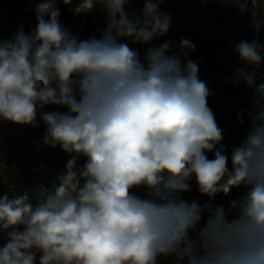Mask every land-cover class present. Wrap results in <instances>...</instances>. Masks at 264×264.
I'll return each instance as SVG.
<instances>
[{
  "label": "clouds",
  "instance_id": "clouds-1",
  "mask_svg": "<svg viewBox=\"0 0 264 264\" xmlns=\"http://www.w3.org/2000/svg\"><path fill=\"white\" fill-rule=\"evenodd\" d=\"M40 0L37 25L0 40V120L38 127L43 143L71 158L51 189L39 186L33 206L27 192L0 195V264H264V83L256 85L246 139L231 151L208 106L210 93L198 63L169 55L170 41L150 46L144 57L121 42L151 45L169 32L163 0H143L141 13L125 10L133 0H79L71 11L107 13L101 37L79 39L59 22L57 3ZM243 15L256 0H214ZM252 27L259 32L257 11ZM239 60L235 82L256 83L258 41L233 42ZM181 53L195 45L182 39ZM259 109V110H257ZM237 122L244 124L243 110ZM207 153H213L210 159ZM80 157L86 162L77 167ZM198 191L203 204L181 196ZM147 189L146 197L133 192ZM246 189L228 206L213 205L218 194ZM203 222V223H202ZM24 230L20 231L19 226Z\"/></svg>",
  "mask_w": 264,
  "mask_h": 264
},
{
  "label": "rangeland",
  "instance_id": "rangeland-1",
  "mask_svg": "<svg viewBox=\"0 0 264 264\" xmlns=\"http://www.w3.org/2000/svg\"><path fill=\"white\" fill-rule=\"evenodd\" d=\"M17 0H0V21L2 18L6 16V10L9 4L15 2ZM79 0H76L73 8L75 9L78 6ZM211 0H163V3L160 4V10L169 14L172 17L171 22L176 25V28L180 30L183 29L185 33L184 39L193 40L194 34L198 32V30L208 28L209 30L215 29V22L212 21L213 17L211 15H207L210 8ZM256 4H261L264 6V1L258 3L256 0ZM127 12H130V4L125 6ZM252 11H257V9H253L251 7L249 16L246 14H241L239 11L231 14L229 17V21L227 23V28L222 27L220 29V33L224 35V53L222 66H225L229 71L230 82L231 85L237 88L241 93H255L256 85L260 83H264L261 78L257 81V84L248 85L244 79H240L239 83L235 82L236 68H245L248 72L255 71V67L253 65H248L245 62L239 60L237 54L233 52V42H240L242 40L252 41V35L249 33L247 28L253 23V17L251 15ZM89 13L84 14L81 13L77 15L74 11L70 12L67 18V28L72 34L78 36L79 39H88L91 37H96L99 39L101 34H98V31H92L86 28L87 19L89 17ZM15 23L12 28L9 30H2L0 26V30H2V34H0V40H9L12 36L21 28L26 29L30 24V15L26 12H20L14 15ZM251 18V19H250ZM204 20H208L204 22ZM108 16L106 18L105 28L107 27ZM37 23L27 31V33H31ZM104 28V29H105ZM12 31L13 34L9 35V32ZM255 34L254 40L258 41L257 36L258 32L253 30ZM102 33V32H101ZM171 45L179 48L181 39L175 35L173 38L169 39ZM165 40V41H169ZM121 42L127 43L129 47L133 48L138 52V44L133 43L130 38H126ZM193 51V50H192ZM196 52V49H194ZM262 55V53H261ZM263 57V55H262ZM260 69H264V59L261 61ZM63 107L56 105H48L44 109H40L37 112V117L41 118L43 112H51V111H60L62 112ZM216 122L218 126L223 130L224 139L222 143H224L228 131L223 129L219 121L221 119L220 115L215 116ZM44 123V122H43ZM10 126L14 128V131L10 129ZM24 125L14 124L9 121L0 120V189L4 192L11 193L14 186H17L21 183H24L25 178L32 180V182H36L38 177L40 176L41 171V161H44L46 172L44 173L43 180L37 184L35 189H32V192L38 194L39 186L44 185L51 189L53 184L58 183L57 177L63 175L66 171V162L69 157H56L53 153H51L48 149V146L43 143V135L46 131L45 129H41L39 126L34 130L24 131ZM12 134L19 136L24 142L29 144L28 149H24L22 146L16 144L14 141H10ZM247 132L242 134V138L246 139ZM239 145L237 141L233 144L231 150L226 151V154L229 156V168H231V151L232 149ZM210 159L214 158L213 153H207ZM86 162L85 157H80V160L77 161V167L83 166ZM11 177H18L14 183L10 181ZM46 177V180L44 178ZM246 189L243 187L237 189L233 188L228 196L230 199L225 201L224 196L218 194L212 202H217L219 205H226L231 199H236L241 197L245 193ZM133 192L141 197H146L147 194H142L140 192V188L133 189ZM182 198H185L186 201L191 202L196 200V198H208L207 196H203L199 193L198 187L197 189L191 188V191L187 193L181 194ZM190 197V199H189ZM34 205L38 203L37 199L33 197ZM203 223V222H202ZM36 254L41 255L40 252L33 249ZM171 257H166L163 261V264H170ZM161 262V257L158 258V264Z\"/></svg>",
  "mask_w": 264,
  "mask_h": 264
},
{
  "label": "trees",
  "instance_id": "trees-1",
  "mask_svg": "<svg viewBox=\"0 0 264 264\" xmlns=\"http://www.w3.org/2000/svg\"><path fill=\"white\" fill-rule=\"evenodd\" d=\"M76 0H73V2L69 5H64L62 2L57 3V8L60 10L61 15L59 17V22L64 28H67V18L71 11L70 9L74 10L73 5ZM264 0H258V3H261ZM40 0H17L11 4L8 5L6 10V16L2 18L0 21V26L2 27V30H9L12 28L15 23L14 15L20 12H26L30 15V24L27 26L24 31L27 33L29 29H31L36 23V13L35 9L38 5ZM251 4L249 5V11L245 13L247 16H249L250 10H251ZM143 8V0H133L132 3H130V12L132 13H141V10ZM126 10V9H125ZM239 10L230 5V4H221L219 2H214V0H211L210 8L207 15H211L213 17V20L215 22V29L209 30L208 28L198 30L194 34L193 40L190 39V41L195 45L196 52L194 50H186L188 51V55L184 56L181 53L180 48L174 47V45H171L169 50V55L175 54L177 55L182 62H186L188 59H191L192 61L198 63L199 65V78L204 81L207 84V87L209 88L211 95L207 98L208 106L213 111L215 116L220 115L221 119L219 121L220 126L228 131V135L224 141V145L226 146V151L231 150L233 144L235 141L238 142V144L242 143L245 138H242V134L244 132L249 131V111L254 109V105L252 103L254 99L255 93H248L243 94L241 93L237 88L233 87L230 82V75L229 71L225 66H222V60H223V53H224V47H225V40L224 35L226 33L221 34L220 29L224 27L227 28V23L229 21V17L231 14H234L238 12ZM257 13H258V19L261 23V28L258 32V43L262 46L261 47V53L264 57V6L261 4L257 5ZM106 18L107 13L106 11L99 5H97L89 14V17L87 19L86 28L92 31H98V34H101V32L105 28L106 24ZM251 19V18H250ZM208 20H204V22H207ZM252 25V24H251ZM250 25L249 28H247L246 31L251 33L252 35V41L254 40V27ZM2 30H0V34H2ZM178 30L176 28V25L172 22L170 23V29L169 32L158 38H154L151 45L146 44H138V54L139 58L142 62H144V57L147 52L148 47L150 46H159L160 44L164 43L165 40H169L173 38L175 35H177L181 40L185 38L183 29ZM13 32L10 31L9 35H12ZM170 41V40H169ZM256 71V70H255ZM261 78V80L264 81V69H259L257 72V76L255 78L256 83ZM243 110V120L244 124L241 125L237 122V114ZM259 110V109H257ZM67 109L63 108L62 112H66ZM38 126L41 129L46 130V124L43 123V120L41 118H36ZM36 127H33L31 125H24L23 130L29 131L34 130ZM10 129L14 131V128L10 126ZM14 141L16 144L22 146L24 149H28L30 146L26 142H24L19 136H16L12 134L10 141ZM48 149L51 153H53L56 157H69L71 158L70 154L65 153L61 150L60 146L58 145L56 148H52L48 146ZM80 160V158L78 159ZM41 171L40 176L36 180V182H32V180H29L28 178H25L24 183H21L17 186H14L11 193L4 192L0 189V195L7 194L9 198H14L17 195L23 194L24 192H27L30 198V202L34 205L33 200V192L32 189H35L37 187V184L43 180L44 173L46 172L44 161H41ZM18 177H11L10 181L11 183H14L15 180H17ZM191 188L197 189V184L195 180L193 179L190 181ZM140 192L142 194H147V189L140 188ZM36 194V193H35ZM222 195L225 198V201L230 199V196H225L223 193ZM185 200V198H183ZM190 199V197H189ZM209 198H196V201L203 204L205 201H207ZM211 203L215 205H219L217 202ZM227 207V204L225 205ZM19 230L23 231L24 226H19ZM0 247L2 245L0 244ZM166 259V257L161 256V262L159 264H163V261Z\"/></svg>",
  "mask_w": 264,
  "mask_h": 264
},
{
  "label": "built area",
  "instance_id": "built-area-1",
  "mask_svg": "<svg viewBox=\"0 0 264 264\" xmlns=\"http://www.w3.org/2000/svg\"><path fill=\"white\" fill-rule=\"evenodd\" d=\"M46 180V177L44 178ZM8 241V236L6 231H0V244L3 246ZM39 257L40 255L36 254V261L35 264H39Z\"/></svg>",
  "mask_w": 264,
  "mask_h": 264
}]
</instances>
